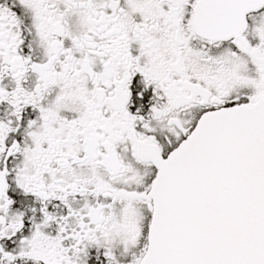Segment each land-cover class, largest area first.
Returning a JSON list of instances; mask_svg holds the SVG:
<instances>
[{"label": "snow or ice", "instance_id": "snow-or-ice-1", "mask_svg": "<svg viewBox=\"0 0 264 264\" xmlns=\"http://www.w3.org/2000/svg\"><path fill=\"white\" fill-rule=\"evenodd\" d=\"M0 264H264V0H0Z\"/></svg>", "mask_w": 264, "mask_h": 264}]
</instances>
